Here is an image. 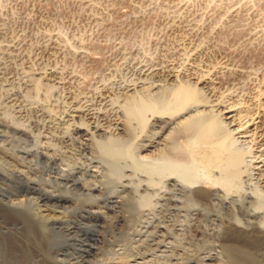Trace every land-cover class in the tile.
<instances>
[{"label": "rangeland", "instance_id": "rangeland-1", "mask_svg": "<svg viewBox=\"0 0 264 264\" xmlns=\"http://www.w3.org/2000/svg\"><path fill=\"white\" fill-rule=\"evenodd\" d=\"M194 47L204 55L199 64L215 70L209 98L238 104L245 112L243 121L257 114L254 98L258 91L264 94V0H0V123L10 126L13 154L29 177L55 194L66 193L69 200L49 201L37 186L29 187L14 176L9 183L27 200L68 216L62 227H51L60 243L52 256L61 263L85 258L84 264H98L123 257L135 260L132 264H264V242H258L254 230L264 223V211L252 196L255 187L263 185L264 175L250 168L251 161L261 156L260 134L239 143L246 152L242 190L226 201L214 197L207 204L175 178L150 182L130 161L122 162L117 177L97 144L122 137L123 132L91 130L88 142L83 133L73 131L81 124L89 129L85 118L71 120L76 107L101 114L126 96L125 84L149 81L145 70L164 72L165 62L179 68ZM227 63H234L249 78L235 81ZM115 117L127 125L136 147L163 133V124L151 114L144 128L135 121L127 123L123 112ZM17 126L24 134L12 128ZM45 148L53 149L57 164L41 156ZM152 149L137 152V157L164 153ZM70 173L72 179L82 178L100 191L87 194L69 186L61 179ZM91 211L104 218L97 219ZM0 213V264H50L22 219L2 207ZM237 226L249 234L234 232ZM66 228L70 233L64 232ZM93 246L98 249L89 256Z\"/></svg>", "mask_w": 264, "mask_h": 264}, {"label": "bare ground", "instance_id": "bare-ground-1", "mask_svg": "<svg viewBox=\"0 0 264 264\" xmlns=\"http://www.w3.org/2000/svg\"><path fill=\"white\" fill-rule=\"evenodd\" d=\"M201 56H204L202 55V52L197 47H194L192 49V54L189 57V59L185 60L179 68L169 64H165L166 63L165 62L164 72L161 71L160 73L159 70L157 71V69L149 67V69L145 70L146 71L145 76L147 78H150L149 81L146 82V80H141L133 86L125 84L123 90L130 94L126 93L125 97L117 98L116 101H114L113 106L110 109H107L106 111L102 112L101 114H93L87 108L81 106L76 107L74 110H72L70 116L71 120L75 121L77 119L82 120L85 118L89 122V129L84 127L83 124H81L80 126H75L73 131L78 133L79 132L83 133L84 136L88 137L87 138L88 142L91 141L90 138L91 130L108 131V129L112 128L116 131L123 132L122 137L110 138L106 143L97 144L102 157L109 162L110 166L113 168V173L117 177L121 175L122 167H123L122 162L130 161L133 167L142 171L143 173H146L150 177V182L153 183L155 180L175 178L176 180L181 181L190 188H193L192 191L193 195L202 202L205 203L210 202V200L212 201L214 197H219L223 201L228 200L230 197H234L233 194L239 193L242 190L241 189L242 177L246 172L245 170L246 152L244 151V149H242L239 146L240 145L239 143L249 141L248 139L255 134H260V136L263 137L261 142H259L261 143V145H259L260 146L259 152L261 153V156L251 161L250 168L252 166V171H254L255 174L259 176L264 175V94L259 93L258 91L256 96L253 95L255 96L254 98L255 102L253 104L258 109L256 111L257 114L252 113L253 115V116L251 115L252 117H250L246 121H243L242 120L243 115H241V113L245 114V112L238 104L235 103L230 105L219 104V102L218 103L215 102L216 100L212 101L209 98L211 96V93L214 91L213 73L215 70H213V67H210L208 64H203V66H201L199 64ZM220 60H221V56H220ZM208 62L211 61L209 60ZM225 68L230 73H233L235 81L243 80L244 78L248 77V73L244 74V71L238 68V66H236L234 63L231 64L227 63ZM138 88L140 89L139 91H137ZM253 92L255 93V91ZM215 99L217 98L215 97ZM121 112H123L127 123L135 121L141 128H144L146 126L148 122V115L151 114L152 116L158 118L157 119L158 123L163 124V133L159 137H157V139L143 140V143L140 144L139 147H136L135 144L132 143L131 141L132 137L127 125H125L120 119L115 117L117 114ZM43 121H44V117H43ZM9 128H10L9 125L0 123V207H2L6 213L12 214L22 219L23 224L26 225L29 228V230L34 234V236L38 238L40 245L43 247L44 250L43 252L46 257L45 259L46 261H48V263L64 264L52 256L53 252L58 250V245L60 243H58L55 237L53 236L51 227H57V226L62 227L68 222V216L61 211H58L56 209L47 206L46 204L41 205L31 200H27V198H24L23 195L21 196L18 194L19 190L17 191L15 186L13 188L10 185L9 181L13 176L23 179L29 187L37 186L40 192L43 194V197L45 196V199L49 201H57V202L65 203L69 200L67 194L66 193L55 194L47 187L45 186L42 187L41 185L39 186L35 180L29 177V175L26 173L25 170L26 166L23 164V162H21V160H19V158L15 154H13L16 149V146L14 145L12 140L9 141L10 135L8 136L9 133H7V130ZM12 128L16 132L18 131L19 133L21 132L24 134L25 132L23 128L18 126ZM152 148L163 149L164 153H161L157 157L156 156L149 158L137 157L138 155L137 152L149 151ZM39 153L43 158H45L47 162L54 164L58 163V158H57L58 156L56 157V155L53 153V149L45 148V150L42 149ZM61 180H64L66 184H70L69 186L77 188L87 194L100 191L99 190L100 188L97 185H92L91 183L89 184L82 178H75L73 176L72 179L71 173L69 175L63 176ZM252 196L256 201L258 209L264 211V183L263 185H259L258 187H255ZM3 197H6V199H4ZM113 202L119 204L120 200H118L117 198H113ZM91 212L93 215L97 217V219L104 218V215H101V213L99 212L96 211L95 212L91 211ZM9 223L12 224L11 222ZM234 229H235L234 232L239 231L241 233L244 232V234L245 233L249 234V230L247 228L237 226ZM254 230L257 232L258 236L256 235V237L258 242L263 243L264 223L256 227ZM64 232L70 233V230L66 228ZM60 233L62 234L61 237H65L62 230ZM96 247L93 246L92 248H89V250L87 251L89 256H91L90 254L98 249ZM88 255L87 257H89ZM243 256H245V254ZM133 261L135 260L126 259L123 257H114L102 261L98 264H132ZM85 262H86L85 258H81V260L76 262L74 261L75 264H84Z\"/></svg>", "mask_w": 264, "mask_h": 264}]
</instances>
